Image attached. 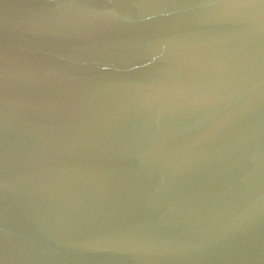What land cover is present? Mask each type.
Listing matches in <instances>:
<instances>
[{
	"label": "water",
	"instance_id": "1",
	"mask_svg": "<svg viewBox=\"0 0 264 264\" xmlns=\"http://www.w3.org/2000/svg\"><path fill=\"white\" fill-rule=\"evenodd\" d=\"M0 264H264V0H0Z\"/></svg>",
	"mask_w": 264,
	"mask_h": 264
}]
</instances>
